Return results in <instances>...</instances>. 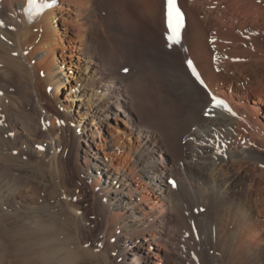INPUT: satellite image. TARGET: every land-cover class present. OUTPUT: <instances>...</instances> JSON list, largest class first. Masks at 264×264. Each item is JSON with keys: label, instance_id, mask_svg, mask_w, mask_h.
I'll return each instance as SVG.
<instances>
[{"label": "bare ground", "instance_id": "6f19581e", "mask_svg": "<svg viewBox=\"0 0 264 264\" xmlns=\"http://www.w3.org/2000/svg\"><path fill=\"white\" fill-rule=\"evenodd\" d=\"M177 3L184 26L173 43L167 0H37L48 5L37 13L28 0H0V224L15 245L38 247L27 264L89 248L107 264L110 254L117 264H264V0ZM52 18L83 65L64 110ZM209 93L236 115L214 108ZM28 96L40 127L18 112ZM15 113L31 133H58L42 152L49 167L29 166L58 174L62 194H48L64 200L34 203L27 161L5 137ZM67 176L83 194L78 206ZM85 227L97 239L81 246ZM66 261L53 264H80Z\"/></svg>", "mask_w": 264, "mask_h": 264}, {"label": "rangeland", "instance_id": "374dc122", "mask_svg": "<svg viewBox=\"0 0 264 264\" xmlns=\"http://www.w3.org/2000/svg\"><path fill=\"white\" fill-rule=\"evenodd\" d=\"M63 16H66V14H63ZM58 17L61 18L62 15L59 14ZM52 21H53V25L55 27V30H54V32H55L54 37L55 38H54V40H57L60 42L56 45V48H55V46L53 48L54 49V55L57 58L56 61H58V65H60L58 67L60 73H59L58 77L54 78V86H56L57 90H58V92L56 94L57 100L60 102V104H58V108H60V110H64V106L72 103L71 101H69V102L65 101V97H66V94L69 92V88L71 86H73V88L75 89L77 84L80 87H81V84H83V83L78 82V79L80 78V75L82 74L81 72L83 71V68H82L83 65L81 64V61H79L77 59V56L79 55L78 52L75 51L74 49L72 50V45H74V42H72V41L67 42L66 41V40H69V37L63 31L62 26H61V22L59 21V19L55 21V19L52 18ZM210 40L212 41V39H210ZM69 54H72V57H70ZM32 62H33V64H35V59ZM41 73L44 74L43 71H41ZM60 80L63 81V86L68 87V89L63 87V86L60 87V85H61ZM49 89L52 90V86H49L48 90ZM11 90H12L11 93H13V94L17 93L16 87H13ZM16 95H18V93ZM30 98L31 97L28 96L25 100V103H23L26 105L25 108L23 107L24 106L23 105L20 108L21 111H18L17 108L15 110H16V112L18 111L19 113H22V111H23V113L25 111H26L25 113H28V112L32 113L34 118L37 119L35 126L37 125V127L38 126L40 127L44 124L40 119V116H39L40 113H38V112H40V110L38 108H36V105L33 104L32 99H30ZM28 104H30V105H28ZM68 109L70 110L69 112H71V113L75 112L77 114V111L75 110V108L70 107ZM20 118L21 117H19V115H17L16 117L14 115V116H11L10 119L6 121L7 123H5V124H6V129H7L8 133L5 134V137L8 139H10V138L12 139V141L14 142L12 145H14V147L16 148L14 151H18V152L21 151V153L23 154L22 160H24L25 162L26 161L28 162V163L26 162V164L24 163L25 167H22L21 171L27 177L25 179L26 182H28L30 185L32 184V186H35L34 188L38 191V194H40L41 202H40L39 196H38V198H35L36 200H34V203L37 202L38 203L37 205H39V204H42V205H44V204H55L57 202V200H64V198H62L63 195H58L57 198H54V197H50L51 193L48 194L50 190H53V187L56 188L55 190H57L61 194H62L63 190L61 187L58 188V186H56V187L54 186V184L59 183V180H58L59 177H57L58 174L57 175L54 174L55 175V177H54L52 174L49 173V171L46 170L49 167V160H48L49 156H47V154L42 156L43 149L45 150L47 148L54 147L53 144H55L59 139L58 133H55L51 137L46 136V135H41V134L36 135L35 133H33L34 132L33 130H31L32 133L30 132V130H28V129L26 130L27 125H26V123H23L22 119H20ZM117 130H118V128H117ZM9 133H12L13 135H9ZM7 136H9V137H7ZM37 145L42 146V150L40 148H37ZM10 151H12V150H10ZM31 163H36L35 164L36 166H39L40 164H42L43 166L46 165L48 167H46V169H43V166H41L40 169H39V167H37V169H33L34 167L31 169V166H29ZM180 164L183 165V161H180ZM36 172H38V173H36ZM43 172H45V173H43ZM66 190H67V194L73 199L74 204L78 206L77 200L79 198H82L83 194H82L81 189H80L79 185L77 184V182L75 180H73L72 178H70V176H67V178H66ZM64 197H65V195H64ZM83 205L87 207V205L85 203ZM57 208L58 207H54V210H57ZM65 208L67 209L66 204L63 205L62 209H65ZM201 210L203 211V209H201ZM196 212H198V211H196ZM66 213H68V212L66 211ZM4 221H6V220L0 221V223L3 224V223H5ZM1 224H0V240H1L0 241V264H27V261L30 259V257L35 252H37L38 247L33 246V245L30 246L27 244H26V246L15 245L14 241L16 242L17 239L16 240L12 239V241H9V237H7L8 235L6 233L7 230L5 229V227H7V226L3 227ZM74 225L75 224H74V219H73L70 232L72 235L76 236L77 232H76V228H74L75 227ZM96 231L91 236L92 231L89 230L88 227H85L84 232L81 235V238L77 240V244L79 243V245H81L82 241L86 240L88 238L92 239V241L96 240L97 239V236H96L97 232ZM2 232H3V234H2ZM114 240L115 239L113 238V241ZM53 243H56V241H53ZM13 245L15 246V248L13 247ZM57 245H59V244L57 243ZM89 245H87V247H89ZM98 252L96 249L89 248L87 251H83V253H81V254L76 253V252L73 254H69V255L64 254V256H63V254L62 255L60 254V256H58L59 255L58 254L57 257H54L50 260L49 259L48 260H38V261H34L32 264H49V263L53 264L57 260L58 261H62V260L64 261L66 259H67L66 262H69L68 259H71L70 260L71 263H73L74 261L75 262L80 261L79 262L80 264H107L106 258L101 254H97ZM109 258H110L109 260L111 263H113L115 261L114 264H117L119 262V259L114 260L113 257L111 256V254L109 255ZM128 258H131V256H128ZM221 261L222 260H217V262L213 261L214 263L213 262L212 263L213 264H222V263L224 264V262L223 261L221 262ZM179 262L181 264H191V262H189L186 259H185V261L184 260H176L174 263L176 264ZM196 264H198V263H196Z\"/></svg>", "mask_w": 264, "mask_h": 264}, {"label": "snow or ice", "instance_id": "6c2138e0", "mask_svg": "<svg viewBox=\"0 0 264 264\" xmlns=\"http://www.w3.org/2000/svg\"><path fill=\"white\" fill-rule=\"evenodd\" d=\"M259 3L260 0H257ZM29 3V9L40 11L45 7H48V5H39L37 4V0H28ZM215 5H213L214 7ZM167 16H168V27L170 30V34L168 39L172 41L173 43H179L180 42V31L184 26V13L181 11L180 7L178 6L177 0H167ZM4 22L0 21V26H3ZM187 68L191 71L192 76L196 79L197 82L204 88H207V85L205 84L204 80L201 79L200 73L197 71V68L194 66L193 61L191 59L186 60ZM127 71V69H125ZM43 75V73H41ZM51 91V89H49ZM0 95H3V93H0ZM210 95V103L213 105L214 108H222L229 112L231 115L235 116L236 113L232 111V109L228 106V104L221 98H218L217 96L209 93ZM208 112H205V115H208ZM58 123H63L62 121H58ZM9 135H13L12 133H9ZM37 148H40L42 150V146L37 145ZM261 167H264V165H261ZM173 186L175 187V182L172 181ZM87 247V245H85ZM97 252L99 251V248L96 249Z\"/></svg>", "mask_w": 264, "mask_h": 264}]
</instances>
